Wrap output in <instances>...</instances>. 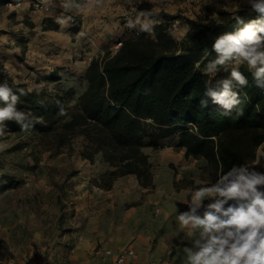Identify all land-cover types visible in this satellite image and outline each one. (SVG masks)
Returning a JSON list of instances; mask_svg holds the SVG:
<instances>
[{
    "label": "trees",
    "instance_id": "16d2710c",
    "mask_svg": "<svg viewBox=\"0 0 264 264\" xmlns=\"http://www.w3.org/2000/svg\"><path fill=\"white\" fill-rule=\"evenodd\" d=\"M145 6L140 10L145 11ZM235 17L247 22L256 15L239 10L226 25L188 19L186 37L177 42L168 31L171 18L164 16L155 25L154 37L128 38L115 54L108 51L94 57L84 74L76 77L87 87L74 105V86L59 93L14 90L21 108L33 114L29 129L52 136L50 148L57 153L64 147L72 150L79 140L83 159L93 162L102 155L110 167L100 176L104 189L126 175H135L141 186L153 188V164L144 148H160V141L173 135L179 136L176 148L184 149L186 157L207 162L212 184L233 165L248 164L259 171L256 161L257 150L264 143V88L256 85L246 65H240L248 84L234 89L241 103L225 112L205 94L206 84L215 87L224 77L210 76L198 67L203 55L213 53L217 36L241 26ZM43 28L59 30L60 26L46 18ZM45 79L61 78L50 74ZM61 107L63 115L59 114ZM8 125L21 130L15 122Z\"/></svg>",
    "mask_w": 264,
    "mask_h": 264
},
{
    "label": "crops",
    "instance_id": "0c3cea01",
    "mask_svg": "<svg viewBox=\"0 0 264 264\" xmlns=\"http://www.w3.org/2000/svg\"><path fill=\"white\" fill-rule=\"evenodd\" d=\"M176 1L49 0V12L34 11L33 0H25L21 8L12 11L0 1V13L5 15L7 10L8 14H14L19 25L30 24L32 29L40 32L39 36H45L51 50L57 45L58 50L61 49L59 53L63 51L64 55L56 56L54 60L64 61L66 66L74 68L69 74L73 77L74 73L83 75L91 60L110 51L115 40L131 37L126 33L130 28L129 22H125L130 19L129 14L135 13V17L148 14L147 17H159L163 21L164 16L180 8H188L189 12L196 10L184 0ZM141 5H146L145 11L140 10ZM46 18L53 19L60 29L44 30L43 20ZM188 29V24L182 26L183 38ZM2 52L0 59H5L6 51ZM64 70H56L57 73L50 69L42 75L57 74L61 78ZM57 81L60 79L46 80L47 83ZM86 87L87 83L83 82L82 90ZM178 142L179 136L173 135L161 140L159 149L151 146L144 148L153 164V188H144L135 175H126L116 179L110 189H104L100 185V176L110 167L103 161L102 155H97L93 162L83 159L79 152L68 156L69 164L74 165L78 172L66 175L68 180L63 188L66 190L64 203L67 205L64 209L75 208L77 213L73 218H82L83 223L77 225V240L68 243L74 254L68 255L67 264H113L102 262L94 256L93 250L96 247L120 250L128 246L137 251L138 258L127 264H149L151 261L156 264H181L183 249L191 246L192 237L187 234L188 230H181L177 221L178 210H188L187 202L191 200L193 190L212 183L210 178L202 176L200 165L204 160L186 157L184 149L176 148ZM93 185L99 186L102 191L94 190ZM156 209L160 212L157 213ZM4 253L5 249H0V257H4ZM21 262L34 264L27 260Z\"/></svg>",
    "mask_w": 264,
    "mask_h": 264
},
{
    "label": "rangeland",
    "instance_id": "374dc122",
    "mask_svg": "<svg viewBox=\"0 0 264 264\" xmlns=\"http://www.w3.org/2000/svg\"><path fill=\"white\" fill-rule=\"evenodd\" d=\"M181 1L183 2V0L179 2ZM184 1L190 8L196 7V10L189 12L188 8H180L168 16L171 18L170 24L174 21L179 22L177 30H173L170 26L168 28L177 42L184 39L182 26L188 24L187 20L191 19L190 17L212 25H219L217 20L223 19L225 23L222 25H226L237 11L244 9L250 11L245 0ZM5 13V15L0 13V53H4L3 50L6 51L5 59H0V71H2L0 83L6 80L13 91L34 90L40 86L39 91L48 93L63 92L74 86L77 92L71 98V105H74L83 89V82L76 80L77 73H74L73 77L69 76L75 70L74 68L66 66L64 61L54 60L56 56L61 54L63 56L64 52L59 53L61 49L58 50L59 47H56L54 42L50 43L55 46L51 50L50 45L46 44L45 36H39V31L32 29L26 22L24 25H19L12 12L8 14L6 10ZM128 16L130 19H126L125 22L131 19L135 22L137 19L135 13ZM139 18L142 23L145 16H139ZM155 19L160 21L159 17ZM135 27L141 26L136 24ZM132 28L134 27L126 31L127 35H131L129 38H132ZM121 39L124 38L118 40ZM215 58V52L203 55L198 61V67L201 66L205 70L208 62ZM230 68L231 65L229 71ZM50 69L55 71L65 69L59 82H46V76L42 73ZM229 71L221 67L215 75H209L227 77ZM50 97L54 98L47 95V98L50 99ZM3 106V102H0V107ZM16 107L18 110L29 112L21 108L19 103ZM32 120H34L33 114ZM10 122L12 121L4 122L3 134L0 135V249H5V257H14L20 261L27 260L34 264L55 262L67 264L68 255L74 254L68 243L77 240L75 231L77 225L80 226L83 221L82 218H73L77 213L75 208L68 211L64 209L67 204L64 203L66 190L63 187L68 180L67 173L74 175L78 172L74 165L69 164L68 156L79 151L80 141H74L75 148L72 150L64 147L61 153H57L56 149L50 148L52 136L44 137L36 129L15 130L8 125ZM145 141L149 143L150 138H146ZM204 161L200 165L202 176L210 178L207 162L205 161L206 164H204ZM256 163H258L259 171H264V143L257 150Z\"/></svg>",
    "mask_w": 264,
    "mask_h": 264
},
{
    "label": "clouds",
    "instance_id": "9594fccd",
    "mask_svg": "<svg viewBox=\"0 0 264 264\" xmlns=\"http://www.w3.org/2000/svg\"><path fill=\"white\" fill-rule=\"evenodd\" d=\"M99 2V0H97ZM250 14L256 18L247 22L235 17L241 25L234 31L216 37L212 51L216 58L205 66V74L215 75L221 67L227 77L206 84L205 94L225 112L241 103L234 89L246 87L247 77L239 70L246 65L258 87L264 88V0H245ZM141 23L129 20V26L140 24L142 31L151 33L153 21ZM217 23H225L218 19ZM40 86L36 87L39 94ZM21 94L23 90H21ZM19 96L5 80L0 83V135L5 121H12L27 131L32 126V114L17 109ZM59 114L63 115V108ZM41 118H35L40 122ZM205 201H208L205 203ZM186 211H179L181 230H188L191 246L183 249L181 264H264V171L248 164L233 165L210 186L193 190Z\"/></svg>",
    "mask_w": 264,
    "mask_h": 264
},
{
    "label": "built area",
    "instance_id": "2783aa9c",
    "mask_svg": "<svg viewBox=\"0 0 264 264\" xmlns=\"http://www.w3.org/2000/svg\"><path fill=\"white\" fill-rule=\"evenodd\" d=\"M3 1L4 6L7 9H18L23 6V3L25 0H0ZM32 9L34 11H40V12H49L51 10V5L49 4V0H33L32 2ZM148 20L153 21L152 31L151 33L147 31H142L141 27H134L131 30L132 37H138L142 34L154 37L155 36V25L160 23L161 21L156 20L155 18H147ZM145 21V18L143 19V22ZM142 22V23H143ZM178 21H174L170 24V28L173 30L178 29ZM124 39L117 40L114 43V46L111 48V53L115 54L123 45ZM93 189L96 191H102V189L97 186L93 185ZM156 212L159 213L160 210L156 209ZM94 256L98 257L102 262H111L113 264H127L129 262H134L138 258V253L133 247H124L120 250H114L112 248L108 247H96L93 250ZM0 264H24L19 259L14 257H0ZM149 264H156L155 261H151Z\"/></svg>",
    "mask_w": 264,
    "mask_h": 264
}]
</instances>
